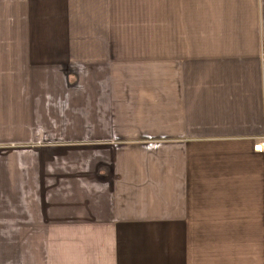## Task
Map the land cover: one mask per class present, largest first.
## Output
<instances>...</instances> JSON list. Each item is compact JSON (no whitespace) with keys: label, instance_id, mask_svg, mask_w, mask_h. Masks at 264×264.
<instances>
[{"label":"crops","instance_id":"0c3cea01","mask_svg":"<svg viewBox=\"0 0 264 264\" xmlns=\"http://www.w3.org/2000/svg\"><path fill=\"white\" fill-rule=\"evenodd\" d=\"M0 264H264V0H0Z\"/></svg>","mask_w":264,"mask_h":264},{"label":"built area","instance_id":"2783aa9c","mask_svg":"<svg viewBox=\"0 0 264 264\" xmlns=\"http://www.w3.org/2000/svg\"><path fill=\"white\" fill-rule=\"evenodd\" d=\"M254 150L257 152H261V151H263V146L261 144H259V145L255 146Z\"/></svg>","mask_w":264,"mask_h":264}]
</instances>
